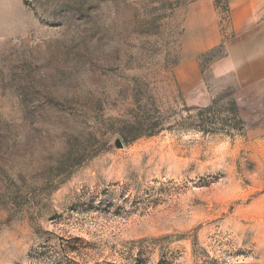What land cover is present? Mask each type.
I'll return each mask as SVG.
<instances>
[{"label":"rangeland","instance_id":"obj_1","mask_svg":"<svg viewBox=\"0 0 264 264\" xmlns=\"http://www.w3.org/2000/svg\"><path fill=\"white\" fill-rule=\"evenodd\" d=\"M194 1L0 0V264H264V82L182 92Z\"/></svg>","mask_w":264,"mask_h":264},{"label":"crops","instance_id":"obj_2","mask_svg":"<svg viewBox=\"0 0 264 264\" xmlns=\"http://www.w3.org/2000/svg\"><path fill=\"white\" fill-rule=\"evenodd\" d=\"M182 59L176 78L184 94L204 97L207 89L199 57L223 47L225 54L210 66L213 76L231 75L244 88L264 82V0H235L222 26L213 0H196L186 7Z\"/></svg>","mask_w":264,"mask_h":264},{"label":"trees","instance_id":"obj_3","mask_svg":"<svg viewBox=\"0 0 264 264\" xmlns=\"http://www.w3.org/2000/svg\"><path fill=\"white\" fill-rule=\"evenodd\" d=\"M204 122H207V119L204 118ZM165 129L162 121L157 122H136L133 123L126 132H120L121 137L125 142H132L143 136H153ZM118 143H121L118 141Z\"/></svg>","mask_w":264,"mask_h":264}]
</instances>
